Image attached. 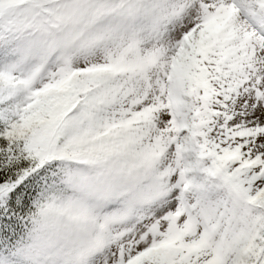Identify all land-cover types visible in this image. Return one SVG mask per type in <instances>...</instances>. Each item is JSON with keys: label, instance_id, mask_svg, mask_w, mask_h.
<instances>
[{"label": "snow or ice", "instance_id": "1", "mask_svg": "<svg viewBox=\"0 0 264 264\" xmlns=\"http://www.w3.org/2000/svg\"><path fill=\"white\" fill-rule=\"evenodd\" d=\"M0 264H264V0H0Z\"/></svg>", "mask_w": 264, "mask_h": 264}]
</instances>
